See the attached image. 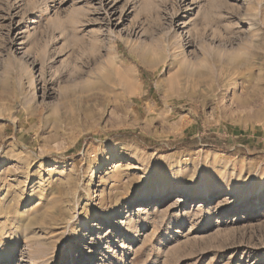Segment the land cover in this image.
<instances>
[{
  "label": "rangeland",
  "instance_id": "obj_1",
  "mask_svg": "<svg viewBox=\"0 0 264 264\" xmlns=\"http://www.w3.org/2000/svg\"><path fill=\"white\" fill-rule=\"evenodd\" d=\"M0 264H264V0H0Z\"/></svg>",
  "mask_w": 264,
  "mask_h": 264
},
{
  "label": "bare ground",
  "instance_id": "obj_2",
  "mask_svg": "<svg viewBox=\"0 0 264 264\" xmlns=\"http://www.w3.org/2000/svg\"><path fill=\"white\" fill-rule=\"evenodd\" d=\"M175 58H176V57H175ZM175 58H174V60H175ZM124 78L126 79L127 77L124 76L123 79H124ZM100 167H101V165H97V167H95V169L98 168V170H100ZM95 169H94V170H95ZM208 197H210V196H208ZM114 213H115V212H114V210H113V213H112V214H114Z\"/></svg>",
  "mask_w": 264,
  "mask_h": 264
}]
</instances>
